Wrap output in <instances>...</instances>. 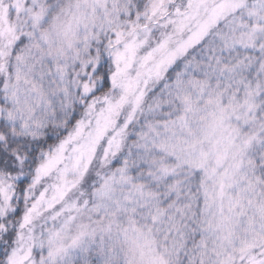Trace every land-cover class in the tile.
Wrapping results in <instances>:
<instances>
[{"label":"snow or ice","instance_id":"1","mask_svg":"<svg viewBox=\"0 0 264 264\" xmlns=\"http://www.w3.org/2000/svg\"><path fill=\"white\" fill-rule=\"evenodd\" d=\"M0 264H264V0H0Z\"/></svg>","mask_w":264,"mask_h":264}]
</instances>
